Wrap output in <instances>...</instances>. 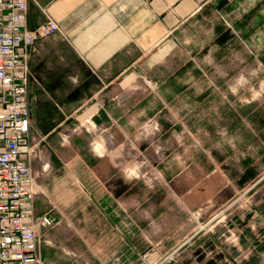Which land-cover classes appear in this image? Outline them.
<instances>
[{"label": "crops", "instance_id": "crops-1", "mask_svg": "<svg viewBox=\"0 0 264 264\" xmlns=\"http://www.w3.org/2000/svg\"><path fill=\"white\" fill-rule=\"evenodd\" d=\"M214 12L229 16L230 30L219 27L220 19L212 18ZM47 15L57 20L63 35L39 38L28 58V104L36 143L30 167L43 189L33 200V210L46 212L53 219L40 230L45 240L41 259L47 264H150L173 251L171 264H264V234L256 238L253 229L256 226L264 231V200L245 215H238L240 219L245 216V221L240 227L232 225L240 236L228 252L221 246V232L212 230L214 224H193L179 206H152L153 222L127 220L128 212L118 203L126 198V190L110 185L117 182L115 170L103 180L99 166L104 159L119 169L126 166L125 154L134 148L130 140L137 128L157 117L162 119L161 130L193 132L198 141L186 138L179 143L168 134L165 145L162 143L164 158L153 153L149 141L135 144L136 148L151 162L168 168L173 192L184 198L185 206H196L206 198L220 205L227 202L238 185L227 173H240L245 158H264V112L254 107L256 100L264 98V0L27 1L25 23L29 28L45 22ZM198 20L211 23L203 26V32L189 30L186 48L200 55L196 68L209 73L225 70V77L206 78L202 72L190 71L191 63L184 62L181 83L176 82L173 72H167L169 67L174 69L168 58L176 49L175 33ZM49 38L59 43L51 45ZM65 47L73 60L64 56ZM163 69L167 71L158 77ZM144 78L156 80L161 87L151 92ZM229 83L236 91L231 89L225 95L210 87ZM239 85L246 86V94L239 92ZM195 87L199 92L193 93ZM41 101L52 104L60 115L52 128L44 129L34 121L36 110L45 115L37 108ZM192 101L200 102L197 109H191ZM208 102L215 104L209 108ZM256 117L261 123L256 124ZM79 120L88 122L89 127H103L106 148L92 166L108 189L92 220L75 219L72 211L64 210L75 196L68 185L74 175L68 165L74 168L75 162L64 159L57 146L54 153L49 150L56 139L64 141L73 133ZM219 129L234 135L233 147L218 140ZM211 136L214 143L210 145ZM71 142V148H76L81 140L72 137ZM93 142L95 150L102 153L101 139ZM209 163L213 166L208 167ZM197 179H213L211 191L198 188ZM134 210L130 208V214H135Z\"/></svg>", "mask_w": 264, "mask_h": 264}, {"label": "rangeland", "instance_id": "rangeland-1", "mask_svg": "<svg viewBox=\"0 0 264 264\" xmlns=\"http://www.w3.org/2000/svg\"><path fill=\"white\" fill-rule=\"evenodd\" d=\"M220 14V15H219ZM224 15V16H222ZM212 18L220 19L221 24L219 27L223 29L230 30V23L229 16H227L225 13H213ZM223 17L221 19L220 17ZM211 22L209 21H195L191 22L190 24H187L185 26H181L177 33H175V46L176 49L173 51V53L169 56L168 62L174 64V69L169 67V70L163 69L158 72V77L164 75L165 71L167 72H173L174 79L176 82L181 83L182 78V72H183V63L184 62H190L191 63V69L190 71L193 72V70H197L199 73H203V75L206 77L213 78V76H219V77H225V74L223 71L225 70H213L212 73H209V71L204 69L196 68V64H200V58L198 53H193L192 51L189 52L188 48H186L187 40L189 30L193 32L194 29L201 30L203 32V26L209 25ZM202 25V26H201ZM222 26V27H221ZM198 41V39L196 40ZM48 43L51 45L58 44V40L55 38H49ZM199 43L196 42V47L198 48ZM63 54L65 57H67L70 60H73L74 56L71 52L68 51V48L65 47L63 49ZM207 56H205L206 58ZM208 59V57H207ZM186 70V69H185ZM220 72V73H219ZM207 78V77H206ZM152 82H155L154 87H149L148 89L153 91H157L159 89L160 84L154 80L151 79ZM214 81V80H212ZM166 83L164 81L163 85ZM161 87V86H160ZM213 92L220 93V94H227L230 93L231 89L236 91V87L229 84H223V85H210ZM240 93L246 94V86L245 85H239ZM241 87H244L241 89ZM257 89V86H254L253 93ZM199 92L198 88H193V93ZM250 92V91H249ZM200 102L192 101L191 102V109H197V105ZM225 103H229L225 100ZM215 102H208V107H213ZM254 107L259 112H264V98L262 97L261 100H256ZM34 111V110H33ZM57 116H59L57 114ZM34 118V115H33ZM148 120H155L157 122V129H141L137 128V131L135 132L134 136L131 138V144L134 148H128V153L125 154V161L126 166H121L119 169L118 165H115L113 167L110 165L109 161L107 159H104V163H100V177L105 180L109 178L108 174L111 172H114L115 170V178L117 179V182H113L110 185H114L116 189H123L126 190V198L121 200H118L120 202V205L125 208V211H127V220L131 219H139L143 221L153 222V210L152 206L157 205H174L179 206V210H182L181 212H184V218L189 219L193 224L199 226L201 224H204L205 222H208L210 224H214V227L212 230L219 231L220 239L223 244V250L230 252V248L232 246H235L234 244L239 236L240 232L237 229L232 228V225L238 224L240 227L241 223L245 221V216L242 217L243 219L238 218L239 214H246L249 210H253L254 206H260L261 202L264 200V158L257 159L255 161L254 159L245 158L246 160H251L255 162L258 174L256 178L253 180L245 182L243 185H239L238 179L240 173H236L235 171L230 170V174L227 173L229 177L234 176V180H232L233 183L236 184V188L234 187L233 192L231 193L230 198L227 200L225 204H215L213 203L212 198H206L201 203L197 204L196 206L192 204H189L187 206L184 205L183 197H178L173 192V186L170 181L169 176L166 174L168 171V168L166 169L163 164L160 162L157 164L155 162H151V160L146 156L145 152L141 154V152L136 148L135 144L141 142V141H149L153 150V153L161 158L165 157V150H164V138L168 137L169 135H172L173 139L176 142L181 143L186 138H189L191 141H198L197 135L193 132L189 131H182V130H173V132L166 130V127L164 129H160V124L162 120L160 118L154 117L147 119L144 123H146ZM195 120H198L196 117ZM256 124L261 123L260 118H255ZM81 120L77 121L75 123L76 130H72L73 133L68 134L67 137H64L65 140L63 141L60 137L59 141L52 143V148H49L51 152H55L54 148L56 146L59 149H62L63 158L67 159V161L75 162L74 168H71V165H68L69 172L73 175V180L68 182V185L75 190V196L72 199V201L69 203L68 207L64 209L66 213H70L72 211L73 217H76L75 219L78 220H92L93 219V213L96 210V206L99 205L101 198L107 194V187L105 185V182L98 176L95 175V173L92 171V166H94L97 162V158L94 160L95 157L98 156V154H105L106 148L103 144L102 140V126L101 125H93L92 127L88 126V123H80ZM73 127V126H72ZM218 140L224 141L230 146L235 144L234 135L233 134H226L225 132H221L219 129V132L217 133ZM76 137L81 140L80 146L71 148L72 142L71 138ZM100 138L102 141V153H99L94 148V139ZM59 143V144H58ZM164 145H163V144ZM214 143V136H211L209 140V144ZM231 146V147H233ZM205 147V146H204ZM203 152V148L201 149ZM208 150V148H207ZM212 151V149H210ZM257 155V153H256ZM240 164L243 166V162ZM236 164V162H235ZM237 164V165H238ZM233 166L236 170V166ZM213 166L212 163L208 164V167ZM123 167V168H122ZM74 169V170H73ZM134 171V175L129 178V173ZM123 172L125 173L123 175ZM120 175V176H119ZM198 174H196V177ZM119 176V177H118ZM205 178V175L200 177ZM120 179V181H118ZM199 180V179H197ZM39 183V182H38ZM196 186L201 189H207L208 192L211 191L214 180L213 179H206V181H197L195 182ZM187 185H189L188 182H186ZM212 184V185H211ZM40 185V183H39ZM183 189V186L180 187V190ZM42 187L40 185V190L37 193L39 195L42 192ZM169 194V195H168ZM36 195V196H37ZM249 198L250 202H247L245 199ZM130 208L134 210L135 214H130ZM196 212H199L198 214ZM71 214V213H70ZM132 217V218H130ZM137 217V218H136ZM257 217V215H256ZM256 217L254 218V221H257ZM71 220V218H68ZM208 224V225H210ZM216 224V225H215ZM208 227V226H204ZM254 229V235L256 238H262L264 231L260 232L259 229L255 226ZM218 232V233H219ZM220 243V242H219ZM234 244V245H233ZM173 252V251H170ZM170 252H165L162 256H160L156 261L150 264H155L159 259H161L165 254H168ZM260 252V251H258ZM174 256V255H173ZM47 264V263H45ZM53 264V261L50 263Z\"/></svg>", "mask_w": 264, "mask_h": 264}, {"label": "built area", "instance_id": "built-area-1", "mask_svg": "<svg viewBox=\"0 0 264 264\" xmlns=\"http://www.w3.org/2000/svg\"><path fill=\"white\" fill-rule=\"evenodd\" d=\"M27 1L0 0V264H45L40 257L45 242L40 230L53 222L48 213L33 210L40 185L30 167L36 143L28 104V58L39 38L63 35V31L50 15L29 28ZM147 127L157 129V122L148 120L140 128ZM173 258L170 252L155 264H171Z\"/></svg>", "mask_w": 264, "mask_h": 264}, {"label": "trees", "instance_id": "trees-1", "mask_svg": "<svg viewBox=\"0 0 264 264\" xmlns=\"http://www.w3.org/2000/svg\"><path fill=\"white\" fill-rule=\"evenodd\" d=\"M219 8L223 9V6H220ZM39 107H41V110L45 112V115L39 113V110H36L34 115V121L40 123L42 128H52L58 123V121H60V115L58 114L59 116H57V112L52 104L46 101H41L37 105V108ZM255 164L256 163L251 161L250 159L243 162V168L238 179L239 185H243L245 182L256 178L259 172Z\"/></svg>", "mask_w": 264, "mask_h": 264}, {"label": "clouds", "instance_id": "clouds-1", "mask_svg": "<svg viewBox=\"0 0 264 264\" xmlns=\"http://www.w3.org/2000/svg\"><path fill=\"white\" fill-rule=\"evenodd\" d=\"M134 174H135L134 171L130 172L129 173V178H131V176L134 175Z\"/></svg>", "mask_w": 264, "mask_h": 264}, {"label": "bare ground", "instance_id": "bare-ground-1", "mask_svg": "<svg viewBox=\"0 0 264 264\" xmlns=\"http://www.w3.org/2000/svg\"><path fill=\"white\" fill-rule=\"evenodd\" d=\"M98 142V141H97Z\"/></svg>", "mask_w": 264, "mask_h": 264}]
</instances>
